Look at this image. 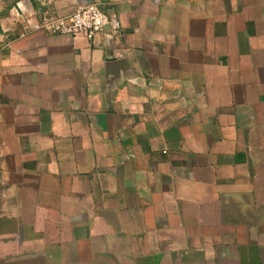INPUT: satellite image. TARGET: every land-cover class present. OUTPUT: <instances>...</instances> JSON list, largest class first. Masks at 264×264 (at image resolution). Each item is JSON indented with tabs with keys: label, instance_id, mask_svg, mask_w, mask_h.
Returning <instances> with one entry per match:
<instances>
[{
	"label": "crops",
	"instance_id": "1",
	"mask_svg": "<svg viewBox=\"0 0 264 264\" xmlns=\"http://www.w3.org/2000/svg\"><path fill=\"white\" fill-rule=\"evenodd\" d=\"M0 264H264V0H0Z\"/></svg>",
	"mask_w": 264,
	"mask_h": 264
},
{
	"label": "built area",
	"instance_id": "2",
	"mask_svg": "<svg viewBox=\"0 0 264 264\" xmlns=\"http://www.w3.org/2000/svg\"><path fill=\"white\" fill-rule=\"evenodd\" d=\"M109 28L118 34L122 29V21L117 11L105 12L98 3L79 5L66 16L42 15L34 23H28L21 32L26 37L36 32L52 35H65L76 38L84 35L94 39Z\"/></svg>",
	"mask_w": 264,
	"mask_h": 264
}]
</instances>
